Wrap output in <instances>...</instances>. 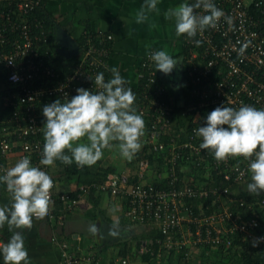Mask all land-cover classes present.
Returning a JSON list of instances; mask_svg holds the SVG:
<instances>
[{"label": "built area", "instance_id": "2783aa9c", "mask_svg": "<svg viewBox=\"0 0 264 264\" xmlns=\"http://www.w3.org/2000/svg\"><path fill=\"white\" fill-rule=\"evenodd\" d=\"M212 2L225 17H231L232 23L222 17L216 28H207L191 39L183 35L181 89L186 87L187 92L178 93L180 103L165 100V87L157 82L154 63L148 59L149 52L155 50L147 52L140 63L147 73L149 89L154 88L149 97L147 90L140 93L142 105L136 110L145 121V132L128 172H110L101 183L79 184L69 192H59L58 212L51 189L52 203L45 219H64L94 188L124 200L123 216L128 220L156 227L165 235L163 240L157 239L158 251H150L152 256L159 258L163 250L164 255L183 250L187 256L205 245L227 251L235 229L244 233L249 247L264 250V242L252 246L254 238L264 236L259 231L264 198L249 204L238 196L239 182L251 176L250 161L230 157L218 162L210 150L199 147L202 138L195 135V130L204 126L207 114L218 106L264 109V0ZM44 3L45 0H0V75L5 74L4 83L9 85L0 94V101L3 106L16 108L9 118L0 119V175L16 164L10 161L11 156L18 157V161L27 156L31 161L37 157V166L53 177L47 166L40 164L43 143L33 140L43 134L44 125L39 119L43 107L49 104L43 98L70 100L78 88L99 91L95 76L98 70L107 69L104 59L111 54L104 45L112 40L111 34L97 32L93 36L85 32L81 57L72 71L51 87L39 84L44 78L55 77V69L45 63L49 61L44 57L47 51L43 54L41 48L46 30L35 15ZM196 12L206 14L202 8ZM195 40H200L201 45L196 46ZM150 153L154 156L151 159ZM155 160L160 162L159 167ZM149 176L164 184L161 188L146 184ZM217 176L238 184L223 188L210 185ZM197 198L208 201L200 200L195 205L192 202ZM235 205L242 206L243 213H235ZM249 212L252 216L244 220L242 217ZM52 241L59 248L61 264H84L94 256L92 252L87 256L70 252L68 242L57 236ZM116 264H129L128 257L119 258Z\"/></svg>", "mask_w": 264, "mask_h": 264}, {"label": "clouds", "instance_id": "9594fccd", "mask_svg": "<svg viewBox=\"0 0 264 264\" xmlns=\"http://www.w3.org/2000/svg\"><path fill=\"white\" fill-rule=\"evenodd\" d=\"M158 3L159 0H144L135 22H147L153 12H159ZM201 8L206 14H197L196 10ZM222 17L231 25V17H225L212 0L181 3L164 13L166 20L174 22L176 35H186L190 39L207 28H216ZM194 42L196 46L202 43L200 40ZM240 51L242 53L243 49ZM148 59L154 63L156 71L166 75L181 63L167 50L151 51ZM110 71L112 76L107 81L103 73L96 74L94 83L99 91L78 88L70 100L57 99L43 107L46 122L42 127L41 165L51 166L59 160L68 165L74 161L81 167L92 166L112 142H119L121 155L129 160L141 149L145 121L134 107L136 96L126 87L128 81L118 68ZM195 135L202 138L199 147L210 150L218 162L230 157L249 160L251 182L247 190L253 194L264 190V109L250 105L238 109L218 106L207 114L204 126L196 129ZM0 183L6 185L11 196L10 206H0V228L7 225L13 232L6 243L0 244V255L4 264H29L24 236L13 230L31 229L34 217L42 219L48 214L54 182L40 167L32 166L30 158L25 156L0 175ZM90 231H97L95 225ZM261 242L264 236L254 238L252 246L257 247Z\"/></svg>", "mask_w": 264, "mask_h": 264}, {"label": "crops", "instance_id": "0c3cea01", "mask_svg": "<svg viewBox=\"0 0 264 264\" xmlns=\"http://www.w3.org/2000/svg\"><path fill=\"white\" fill-rule=\"evenodd\" d=\"M194 2L195 0H159L157 5L159 12H153L149 20L143 24H137L135 16L144 0H48L45 7L50 15L55 17L57 24L76 42L82 39L79 46H82L85 32L93 36L97 35V32L112 35L110 45L108 43L111 54L107 60L106 71H110L113 67L118 68L121 76L128 81L126 87L130 86L138 91L139 95H136L134 104L137 108L138 105H142L140 93L147 90L149 97L154 88L149 89L147 73L140 65L147 52L152 49L167 50L181 62L183 35H176L174 22L166 20L164 13L181 3ZM178 65L175 79L173 73L166 75L154 70L157 82L165 87V100L173 101L174 104L181 102L178 93L184 92L183 88L181 89L184 78L183 65L182 63ZM118 143L112 142L110 148H105L103 157L95 164L100 166L102 164L105 167L113 165L116 171L128 172L131 162L128 166L119 168V165L124 164L125 158L118 151ZM112 151H116V155L113 156ZM115 156L120 160L112 158ZM10 161L17 163L18 160L16 156H11ZM155 163L160 166L159 161L155 160ZM58 166L57 162L50 166L49 173L52 176H56L61 171V167ZM56 183L62 191H71L79 185L76 178L69 180L64 174ZM89 192L80 200L78 209L64 216V219L34 217L31 229L13 230L20 231L24 236L29 264H61L59 248L52 241L53 236L67 241L68 250L76 255L87 256L89 252L94 253L91 261L84 264H116L121 254L128 257L130 264L144 263L142 259L144 247L153 244L152 248H155L158 245L157 242L154 244L149 236L153 227L131 223L125 218L122 212V200L119 201L101 192L97 193L95 189L92 196ZM95 196L99 197L96 203H94ZM10 204L11 196L6 189L0 193V206H10ZM93 225L97 229L95 233L90 231ZM12 234L7 225L0 228V244L6 243ZM174 254L172 260L166 257L158 264H212L220 259L215 250L209 248L194 249L184 258L178 257L179 252ZM0 264H4L2 255H0Z\"/></svg>", "mask_w": 264, "mask_h": 264}, {"label": "trees", "instance_id": "16d2710c", "mask_svg": "<svg viewBox=\"0 0 264 264\" xmlns=\"http://www.w3.org/2000/svg\"><path fill=\"white\" fill-rule=\"evenodd\" d=\"M47 1L48 0H45L44 5L41 6L39 9H37V11H35V15H36V17L40 18L43 21V27L46 30L45 31L46 32L45 33V39L43 40V43L41 45V48H43V54H44V51H47V53L45 54L44 57L49 59V61H45V63L48 64L51 68L55 69L54 70V72H55L54 78H50V79L44 78L42 81H40L39 84H42L44 87L45 86L51 87L55 84V82L63 79L67 74H69L72 71V69L74 67L73 64L75 62L78 63V61L80 60L81 53H82V46H80L81 50L78 54L73 55L69 58H64L63 56H61L57 53V51H56L57 44L55 41V31H56L57 21H56L55 17L50 15L48 10H46L45 5H46ZM81 41H82V39H79L77 41L79 45L81 44ZM108 43L109 42L106 41L104 43V45L109 48L110 43H109V45H108ZM108 58L109 57H106L104 60L107 62ZM97 72L104 74L105 81L109 80L112 76L111 71H106V69H100ZM4 79H5V74L1 73V75H0V80H1L0 81V94L4 93L3 89L9 87V85L4 83V81H5ZM2 81H3V83H2ZM128 87L131 88L130 86H128ZM131 89L134 92L135 96L139 95L138 91L136 89H134V88H131ZM183 90L187 92L186 87H183ZM57 99H60V98L54 97L52 99H49V96H48L46 98H43V102H45V104H47V103L50 104ZM60 100L63 102L62 99H60ZM15 109L16 108L14 106H7V107L3 106V101H0V119L6 120L7 118H9L11 116L13 110H15ZM24 113H25V111L22 112V114H24ZM39 120L43 123V125L46 122V118L43 115L40 117ZM37 139H40L44 145L43 134H39L38 137H34L33 140H37ZM143 149L145 150V147ZM140 153H142V152H140ZM66 154L71 155L68 152H66ZM136 154H138V152ZM152 154L153 153H150L148 155L150 157V159L153 156ZM56 162L61 167V171L56 176L52 177L53 180L55 181V183L57 182L58 178L60 179L61 175L64 174V177L66 179L73 180L74 178H76L78 180L79 184L80 183H83V185H91L92 183L97 184V183H101L105 180V176L107 173L116 171L115 167L113 165L112 166L109 165V166L105 167L102 164H101V166L94 164L91 167L90 166L81 167V166H78L74 161L71 165L64 164L59 160H57ZM31 163H32V165L38 167L37 166L38 165L37 164L38 158L37 157L33 158ZM47 168L49 170L50 166H47ZM136 178L137 177L135 176L133 178V180H135ZM133 180H131V181H133ZM145 181H146V184H154L157 186V188H161V186L164 184V181L159 182L158 180L152 178L151 176L147 177L145 179ZM250 182H251V176L248 177V175L243 182H241V183L239 182V184H241V185H240V190H239V194H238V196H240V198H242L246 203H249V204L252 202H255L257 200H260L261 198H264V194H261V193L260 194H253V193L248 192L247 184ZM234 184H238V182L232 183L230 181L223 179L221 176H217L215 178V180L210 183V185H213V186L216 185L219 188H223L225 186L228 187L229 185L235 186ZM56 185H57V183H56ZM5 187H6L5 184L0 183V193H3L6 190V189H4ZM93 189L89 192V195H91V196L93 195ZM52 191L54 193V197L56 200L55 201V209L57 208L56 212H58L60 209V202H61L58 199V195H59L58 193L62 192V190H60L58 186H54L52 188ZM67 192H69V191H67ZM99 192L100 191H97V193H99ZM56 194H58L57 197H56ZM98 200H99V197H96L94 199V203H96ZM200 200L204 201L205 203L208 201L207 198H201V199L197 198V199H194L192 203H194L196 205L197 203L200 202ZM187 202H189V201H187ZM242 208H243L242 206L235 205L234 208H232V210L235 213L236 212L243 213ZM123 210L124 209H122V212H123ZM259 213H260L259 222L261 224V229L259 231L261 234H264V209H263V211L261 210ZM248 216H252V213L249 212L247 214V216H243L242 218L245 220ZM129 221L131 223H135L132 220H129ZM150 230H151V232H149V236H150V238H152L151 241H153L154 244L157 242V239L163 240L165 238V235L158 228L153 227V229H150ZM58 240H60V239H58ZM230 240L232 241L230 247L228 248V250L226 252L225 251L222 252V254H221L219 249L212 247L210 245H205L202 247V248H209V249L215 250V253L217 255L219 253V255L224 256V259H222V261L220 259H218L217 263H212V264H264V250L261 251L258 248L249 247L247 245L248 240L246 238H244L243 232H240L239 230L235 229L233 231V233H231V235H230ZM158 247L159 246L157 245L154 248V250H153L154 254H156V250H158ZM261 248H263L262 245H261ZM151 249L152 248H149L148 250L150 251ZM196 249H199V248H196ZM149 251L144 252L142 255L143 261H146L149 264H158L159 262H161L166 257L169 260V259H171L172 255L175 256V254H174L175 252H171V253H168L167 255H165V257H163V254L166 253V251L163 250L162 255L158 258L154 255L152 256L149 253ZM124 256L125 255L121 254V257H124ZM184 256H186V255L184 254L183 250L181 252H179L178 257L184 258ZM110 259H112V258H110Z\"/></svg>", "mask_w": 264, "mask_h": 264}, {"label": "water", "instance_id": "95a60500", "mask_svg": "<svg viewBox=\"0 0 264 264\" xmlns=\"http://www.w3.org/2000/svg\"><path fill=\"white\" fill-rule=\"evenodd\" d=\"M55 41L57 44V53L64 58H69L80 52L79 44L58 24L56 25ZM260 193L264 194V190H261Z\"/></svg>", "mask_w": 264, "mask_h": 264}, {"label": "rangeland", "instance_id": "374dc122", "mask_svg": "<svg viewBox=\"0 0 264 264\" xmlns=\"http://www.w3.org/2000/svg\"><path fill=\"white\" fill-rule=\"evenodd\" d=\"M177 67H179V65H177ZM176 67V68H177ZM174 69L173 71H172V73L174 74V79H175V75H176V72H177V69ZM115 147V146H114ZM113 147V148H114ZM117 149H118V147H116ZM115 150V149H114ZM119 152H120V150H118ZM112 153H113V156L114 155H116V151H112ZM113 159H118V160H120L119 158H117L116 156L115 157H112ZM134 159V157L131 159V160H129V159H126L125 158V161H124V164L123 165H119V168H123V167H126V166H128L129 165V163L132 161ZM116 163H118V162H116ZM125 165V166H124ZM115 166H117L116 164H115ZM120 201V200H119ZM122 202L124 203V200H122ZM123 206V205H122ZM124 206H125V203H124ZM152 246H153V244H151V245H148V246H146V247H144V249L142 250L143 251V253L146 251V249H149V248H152ZM154 250V248H152L150 251H153ZM220 250V252H221V254H222V252H224V249H219ZM149 251V253L151 254V252ZM226 252V251H225ZM218 253V252H217ZM165 255H167V254H165ZM165 255L163 254V257H165ZM218 256H219V258L221 259V261H222V259H224V256L223 255H219V253H218ZM223 256V257H222ZM167 262V261H166ZM143 264H149L148 262H146L145 263V261H144V263Z\"/></svg>", "mask_w": 264, "mask_h": 264}]
</instances>
